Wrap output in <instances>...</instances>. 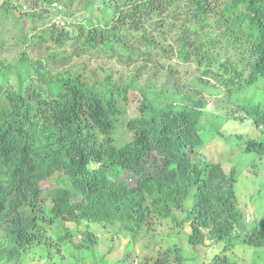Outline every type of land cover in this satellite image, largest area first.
I'll return each instance as SVG.
<instances>
[{
    "label": "trees",
    "instance_id": "trees-1",
    "mask_svg": "<svg viewBox=\"0 0 264 264\" xmlns=\"http://www.w3.org/2000/svg\"><path fill=\"white\" fill-rule=\"evenodd\" d=\"M36 2L40 10H20L21 37L34 50L54 44L63 51L53 53L56 63L66 64L72 52L133 64L157 50L173 51L181 63L196 66L200 83L157 87L133 78L123 85L110 73L88 79L83 64L54 72L23 52L19 62L34 76L0 94V224L6 234L0 262L20 264L38 249L51 259V230L65 232L60 246L73 243L86 253L99 245L90 230L73 241L70 224L112 228L134 243L171 221L187 228L194 254L220 247L209 264H264V224L246 228L238 170L224 169L240 154L264 157V0ZM76 2L83 19L53 8L63 4L71 11ZM15 9L0 4V18ZM169 39L173 50L161 46L172 45ZM9 72L0 63L3 83ZM211 82L238 115L224 114L221 106L209 113L202 95ZM230 119L247 121L248 130H228ZM122 130L129 134L124 143L118 141ZM194 258L174 245L137 264ZM132 260L125 256L118 264Z\"/></svg>",
    "mask_w": 264,
    "mask_h": 264
},
{
    "label": "rangeland",
    "instance_id": "rangeland-1",
    "mask_svg": "<svg viewBox=\"0 0 264 264\" xmlns=\"http://www.w3.org/2000/svg\"><path fill=\"white\" fill-rule=\"evenodd\" d=\"M6 1L16 9L12 14H7V17L3 18L1 16L0 18V40L2 43L0 47V63L10 68L9 74L6 75V83H3V78L0 79V94L19 82L34 76L24 63L19 62L23 52H27L31 59L41 61L48 67L51 66L50 68H53L54 72H63L64 70H70L83 64L85 67L84 74L88 79H102L106 73H110L115 80L123 85L133 78L137 80L138 84L152 82L157 87H161L165 82H169L170 84L176 83L175 80H180L182 84L190 85L196 83V81L198 84L200 83L196 79V66L181 63L177 60V55L173 51V53H170L157 50V52L152 53L150 56L146 55L139 58L133 64L122 63L117 60L111 61L106 56L101 55L79 57L72 52L66 64L56 63L54 62V58H52L53 53L63 51L57 50L54 44L42 46L40 49L34 50L28 44H25L24 39L21 37L20 25L18 23V18L22 14L20 10L26 6L27 9L34 12L35 9L40 10L41 4L36 2V0H0V4L6 7ZM56 10L58 14L59 12L63 14L66 11L72 18H81L84 11L83 7L79 6L77 2L73 5L71 11L66 9L63 4H58ZM49 12L54 14V16L56 14L53 9L52 11L49 10ZM83 18L85 17L83 16ZM39 22L41 24V21ZM45 22L48 26L53 23L50 16L47 19L45 18ZM59 22L61 23V21ZM56 23L59 24L57 21ZM26 32L29 38L35 33L32 32L31 25H29ZM168 44L172 45L162 44L161 46L172 48L173 50L175 47L173 39H169ZM63 49L71 51L69 48ZM218 52L221 56L231 55L230 53L226 54L222 50ZM218 52L216 53L217 56H219ZM137 93H134L133 107L138 102ZM202 96L208 104L209 113L217 114V109L221 106V110L225 111L224 114H229L232 117L234 114H239L237 108L228 103L225 93L214 82L210 83L209 90L203 91ZM246 122L241 123L239 120L230 119L226 128L228 130H248ZM128 135L125 130H122L118 135V141L124 143L129 138ZM234 167L239 173L236 193L240 205L247 215L246 228H252L255 224H264V157L258 158L254 155L240 154L224 162L226 172L230 173ZM187 205L189 207L191 203L188 202ZM176 217L182 220L185 216L177 214ZM68 227L73 241H80L83 233L90 230L100 239L99 245L95 246L93 251L86 253L76 250L73 243L60 246L65 237V232L63 230H51L49 234L52 236L53 246L50 251L52 258H46L44 254L47 255V252L38 249L36 252L33 251L30 255L26 256L20 264H77L79 259H82L80 264H118V261L125 258V256L133 259V264H137L143 257L156 256L159 252L174 245L181 246L185 250L186 257H196L185 264H209L207 260L216 254H220L221 251L218 246L210 248L203 246L199 247L194 254L188 244L186 236L187 228L173 227L171 221L163 222L153 235H144L134 243L129 237L115 235L112 228L104 229L94 223L82 222L78 225L70 224ZM5 238V226L0 224V249L3 248V245L5 246ZM247 257L250 259L251 253ZM0 264L2 263L0 262Z\"/></svg>",
    "mask_w": 264,
    "mask_h": 264
},
{
    "label": "built area",
    "instance_id": "built-area-1",
    "mask_svg": "<svg viewBox=\"0 0 264 264\" xmlns=\"http://www.w3.org/2000/svg\"><path fill=\"white\" fill-rule=\"evenodd\" d=\"M53 8L56 10L57 8H58V4H56V3H54L53 4ZM24 10H27V7L26 6H24ZM61 18L58 16V17H56V20L57 21H59Z\"/></svg>",
    "mask_w": 264,
    "mask_h": 264
}]
</instances>
